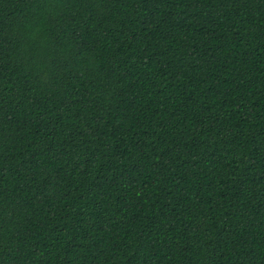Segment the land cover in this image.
Returning a JSON list of instances; mask_svg holds the SVG:
<instances>
[{"label": "trees", "instance_id": "1", "mask_svg": "<svg viewBox=\"0 0 264 264\" xmlns=\"http://www.w3.org/2000/svg\"><path fill=\"white\" fill-rule=\"evenodd\" d=\"M0 264H264V0H0Z\"/></svg>", "mask_w": 264, "mask_h": 264}]
</instances>
